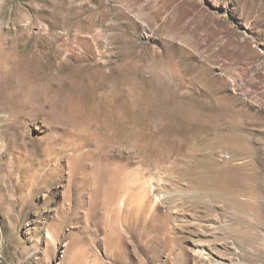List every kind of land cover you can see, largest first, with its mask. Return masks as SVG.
I'll use <instances>...</instances> for the list:
<instances>
[{
  "label": "rangeland",
  "instance_id": "obj_1",
  "mask_svg": "<svg viewBox=\"0 0 264 264\" xmlns=\"http://www.w3.org/2000/svg\"><path fill=\"white\" fill-rule=\"evenodd\" d=\"M0 264H264V0H0Z\"/></svg>",
  "mask_w": 264,
  "mask_h": 264
}]
</instances>
